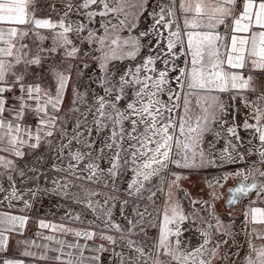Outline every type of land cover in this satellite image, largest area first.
I'll list each match as a JSON object with an SVG mask.
<instances>
[{"label":"snow or ice","instance_id":"6c2138e0","mask_svg":"<svg viewBox=\"0 0 264 264\" xmlns=\"http://www.w3.org/2000/svg\"><path fill=\"white\" fill-rule=\"evenodd\" d=\"M0 264H264V0H0Z\"/></svg>","mask_w":264,"mask_h":264}]
</instances>
